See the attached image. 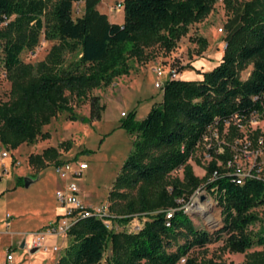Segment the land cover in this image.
Wrapping results in <instances>:
<instances>
[{
    "label": "trees",
    "instance_id": "obj_1",
    "mask_svg": "<svg viewBox=\"0 0 264 264\" xmlns=\"http://www.w3.org/2000/svg\"><path fill=\"white\" fill-rule=\"evenodd\" d=\"M214 1L121 0L122 22L117 24L96 8L98 0H0V61L10 84L9 99L0 103V145L13 150L37 137L48 139L41 127L60 112L77 120L71 96L84 98L127 75L128 59L145 60L147 47L172 50ZM73 2H82L74 17ZM222 2L230 15L223 24L221 60L198 80H164L161 99L141 119H133L132 112L120 123L134 138L107 193V220L126 224L135 218L141 225L115 232L98 219H79L67 230L70 242L54 264H98L106 245L110 255L105 264H226L204 254L205 246L219 239L232 253L259 246L239 264H264V220L253 210L264 205V178L236 183L230 149L243 136L239 126L260 110L252 97L264 93V0ZM40 36L53 42L44 58L22 62L20 53L32 50ZM194 42L198 52L205 49L203 38ZM248 66L241 79L239 73ZM103 109L91 96L88 115L79 120H99ZM211 127L224 142H209V160L197 177L187 161ZM258 136L264 141L255 128L248 137L256 145ZM59 146L67 149L69 143ZM28 162L42 168L62 160L57 148L48 146L28 155ZM178 168L181 177L171 176ZM200 186L220 207L221 225L211 232L194 227L177 202ZM255 223V230L249 228Z\"/></svg>",
    "mask_w": 264,
    "mask_h": 264
},
{
    "label": "rangeland",
    "instance_id": "obj_2",
    "mask_svg": "<svg viewBox=\"0 0 264 264\" xmlns=\"http://www.w3.org/2000/svg\"><path fill=\"white\" fill-rule=\"evenodd\" d=\"M119 1L98 0L97 7L109 11L111 20H117L121 9L117 11L115 5ZM79 5L80 2L72 3L73 17L77 14ZM229 15L230 9L224 7L222 0H215L210 12L201 21L190 24L186 34L179 38L172 50L166 52L156 45L147 47L144 50L145 60L128 59L130 69L127 75L116 77L106 87L90 90L84 98L77 99L71 96L69 103L77 120H68V114L60 112L50 119L47 125L41 127L42 132L49 134L48 139L41 140L37 137L34 142L22 143L13 150L0 145V149L7 150V156L0 158V255L6 247H11L15 257H18L21 249L17 247V240L22 237L21 235L43 229L50 223L47 217L57 207L53 193L56 179L59 177L50 164L42 168L30 164L28 155L39 154L42 149L51 146L57 148L58 158L62 161H84L86 168L76 179L80 188V200L88 206L105 205L108 208L107 193L122 162L131 152L134 138L133 134L120 127V123L125 120V115L132 112H134L133 119H141L152 103L155 104L161 99L160 88L154 87L157 78L153 69L158 68L166 73L168 70L176 72L180 66H184L176 72L177 79H200L202 72L210 70L221 60L223 24ZM196 38L205 40V49L201 52H198L194 42ZM52 43L40 36L37 45L32 50H23L19 58L22 62L35 64L44 58ZM64 57L68 60L71 55L65 54ZM249 69L250 66L242 70L239 77L244 79ZM9 88L10 84L0 61V103L9 99ZM91 96H97L98 103L103 104L104 109L100 112L99 120L82 122L79 118L88 115ZM262 114L264 115V112ZM255 128L264 134V117L252 113L248 120L239 126V131L243 134L242 138L234 140L230 149L232 151L242 149L243 140H248L250 132ZM64 141L69 143L67 149L62 146L57 147ZM214 141L216 144L224 142L219 136H216ZM205 148L206 141L203 140L194 151L192 158L187 161L197 177L203 176L202 166L209 159L205 154ZM254 149L255 145L251 143V148L236 156L235 162L243 166L255 160L257 163L264 162V153L255 154ZM220 150L219 147L218 151ZM170 175L181 177V168L171 171ZM23 178H29L31 183L24 186ZM177 202L194 227L211 232L221 225L220 207L204 187L195 189L187 200L182 202L178 199ZM253 210L264 220V205ZM60 211L58 207L57 213ZM140 225L141 221L135 218L126 224L108 221V228L115 232L135 231ZM257 227L258 224L255 223L249 228L255 230ZM69 242L70 237L65 235L63 239L59 238L57 241L58 251L24 253L18 264H54ZM259 248L254 246L244 253H232L222 247L219 239L207 244L204 254L226 264H239L244 261L247 253ZM109 255V246L106 245L98 264H105L104 261Z\"/></svg>",
    "mask_w": 264,
    "mask_h": 264
},
{
    "label": "built area",
    "instance_id": "obj_3",
    "mask_svg": "<svg viewBox=\"0 0 264 264\" xmlns=\"http://www.w3.org/2000/svg\"><path fill=\"white\" fill-rule=\"evenodd\" d=\"M116 10L121 9V2L119 1L115 5ZM221 30V28H220ZM225 46V41L222 42V48ZM157 81L154 82L155 88H160L162 82L166 79H173L176 77V72L174 70H168L166 73L162 72L160 69H153ZM252 99H258L260 110L254 111L258 115L264 112V93L259 97L253 96ZM122 115L124 113H121ZM216 129L211 127L208 129L204 140L206 141V148L210 145L209 142L216 138ZM231 147V146H230ZM251 148L250 140H243L242 149L233 151L232 163L234 181L240 184L244 178H264V162L257 163L256 160L249 163V165H241L235 162L236 156L242 154L247 149ZM255 154L264 153V141L262 137L258 136L256 139L255 149L253 150ZM206 154V153H205ZM7 156L6 149H0V158ZM208 157V155L206 154ZM245 155H242L244 157ZM209 158V157H208ZM209 160V159H208ZM226 166H230L227 162ZM55 173L62 181V186L55 190L54 199L57 206L60 208V215L55 222L48 223L43 229H39L35 232H30L24 235L25 240L22 244L26 249H35L36 251L47 252V251H58L56 244H49L48 240L52 237H63L66 235L69 227L77 220L82 218L92 217L100 220L105 227L108 228V211L105 205H100L97 207H88L82 203L79 198V190L76 183V179L81 176V173L86 168V163L81 160H71L62 161L57 164L52 165ZM215 175V171L212 174ZM12 260L11 249H6L4 252V260L1 264H7Z\"/></svg>",
    "mask_w": 264,
    "mask_h": 264
},
{
    "label": "crops",
    "instance_id": "obj_4",
    "mask_svg": "<svg viewBox=\"0 0 264 264\" xmlns=\"http://www.w3.org/2000/svg\"><path fill=\"white\" fill-rule=\"evenodd\" d=\"M121 1V0H120ZM96 8L100 11V12H102V13H104L106 16H107V19L110 21V22H114V23H117V24H120L121 22H122V10H120L119 12H120V16H119V18L117 19V20H111L110 19V17H109V15H110V12L109 11H107V10H105V9H99L98 7H97V4H96ZM77 10H78V12L80 11L81 12V10H82V2H80V5H79V7L77 8ZM177 77H178V73L176 74V77H175V79H177ZM159 101V100H158ZM153 104V103H152ZM149 109V108H148ZM147 112V111H146ZM51 166H52V164H50ZM29 183H31V180H30V182ZM62 186V181L61 180H59V179H56V187H55V189H54V192H55V190L56 189H58L59 187H61ZM78 186V185H77ZM78 190H79V195H80V188H79V186H78ZM54 194V193H53ZM86 206H88V205H86ZM88 207H92V206H88ZM58 212V206L57 207H55V209L52 211V213L47 217L48 219H49V221L50 222H55V221H57V219H58V217H59V215H60V213H57ZM52 216H53V219L51 220V218H52ZM20 235L21 234H23V233H19ZM22 237H20V239L19 240H17V247L18 248H20L19 247V245L22 243V241L23 240H25V238H24V235H21ZM65 236H63V237H52V238H49V240H48V243L49 244H57V241L59 240V238H61V239H63ZM6 249H11V247H6L5 249H4V251L1 253V255H0V264L3 262V260H4V252H5V250ZM21 249V253L18 255V257H15V255H14V252L12 251V249H11V251H12V260H11V262H9V263H7V264H11L12 262H14L15 263V261H16V263L18 264L20 261H21V259H22V257H23V254L24 253H27V254H31V253H33V252H29L30 250L29 249H26V247L22 244V247L20 248ZM36 251V250H35ZM52 252V251H51ZM15 263V264H16Z\"/></svg>",
    "mask_w": 264,
    "mask_h": 264
},
{
    "label": "water",
    "instance_id": "obj_5",
    "mask_svg": "<svg viewBox=\"0 0 264 264\" xmlns=\"http://www.w3.org/2000/svg\"><path fill=\"white\" fill-rule=\"evenodd\" d=\"M29 182H30L29 178H23V184H24V186L28 185ZM19 247L20 248L22 247V243L19 245ZM33 251H35V249H30L29 252H33Z\"/></svg>",
    "mask_w": 264,
    "mask_h": 264
}]
</instances>
